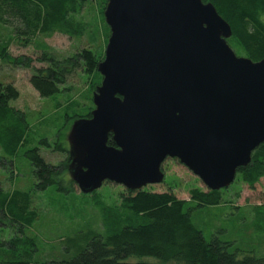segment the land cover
Listing matches in <instances>:
<instances>
[{
	"label": "water",
	"instance_id": "obj_1",
	"mask_svg": "<svg viewBox=\"0 0 264 264\" xmlns=\"http://www.w3.org/2000/svg\"><path fill=\"white\" fill-rule=\"evenodd\" d=\"M103 17L94 109L67 136L71 181L85 195L139 191L176 159L208 190L228 188L264 143V59L236 56L202 0H107Z\"/></svg>",
	"mask_w": 264,
	"mask_h": 264
},
{
	"label": "trees",
	"instance_id": "obj_2",
	"mask_svg": "<svg viewBox=\"0 0 264 264\" xmlns=\"http://www.w3.org/2000/svg\"><path fill=\"white\" fill-rule=\"evenodd\" d=\"M90 1L97 2L101 11L107 3V0H0V24L12 27L17 39L24 38V44L38 35L79 36L84 28L76 23L75 17ZM202 2L210 3L230 26L232 35L227 44L233 50L253 62L264 59V0ZM108 37L106 27L105 42ZM0 60L23 68H29L31 64L25 57L11 59L7 47L0 50ZM102 60L103 55L97 56L86 49L62 60L43 55L39 61L47 62V68L35 70L29 83L41 98H50L59 94V86L64 85L68 75L81 70L95 77L91 84L95 89L102 79L97 72V65ZM17 98L18 92L13 86L0 84V148L7 157H13L25 146L29 132L25 113L10 105ZM89 117L90 109L87 108L82 115L74 114L69 118L72 123ZM39 144L66 154L67 160L61 166H54L44 161L38 148L26 150L24 157L37 182L35 188L45 190L56 185L58 191L72 193L75 184L65 179L70 160L67 148L58 142L50 145L44 138ZM108 145H113L110 136ZM263 177L264 143L251 154L250 164L237 171L236 180L253 188ZM226 190L192 188L188 193L189 200L184 201L177 199L170 188L165 192L123 188L115 204H106L94 191L88 196L100 211V229L77 231L63 240L67 242L65 250L73 253L71 259L37 263L33 261L37 250L34 239L25 237L23 232L38 217L35 211H30L29 195L19 191L4 192L0 186V216L16 224L21 233L20 237L9 240L7 255L10 257L0 264H264V256L259 257L252 250H230L233 243L222 242L216 236L205 240L202 232L192 224L191 215L197 208L229 203L223 199ZM249 210L264 217V205L252 206Z\"/></svg>",
	"mask_w": 264,
	"mask_h": 264
},
{
	"label": "rangeland",
	"instance_id": "obj_3",
	"mask_svg": "<svg viewBox=\"0 0 264 264\" xmlns=\"http://www.w3.org/2000/svg\"><path fill=\"white\" fill-rule=\"evenodd\" d=\"M103 11L97 2L90 1L75 17L76 23L84 28L81 35H38L28 44H24V38L17 39L12 27L0 24V50L7 47V54L11 59L25 57L31 60L29 68L0 60V84L11 85L18 92V98L10 105L25 113L29 125L27 143L20 147L13 157L5 156L0 148V186L4 192L19 191L29 195L30 211H35L38 217L31 227L24 228L23 232L25 237L34 239L37 250L34 252L33 261L37 263L71 259L73 253L65 250L67 242L64 243L63 240L66 241L77 231L100 229V211L91 196L82 195L76 185H73V192L68 194L58 191L56 185L45 190L36 189L37 182L32 168L24 157L26 150L38 148L39 155L47 164L63 165L67 155L45 148L39 141L44 138L50 145L58 142L69 150L67 136L74 122L70 123L69 117L74 114L82 115L87 108L90 112L94 109L92 96L96 88L91 86L95 77L81 70L68 75L64 85L59 86V94L50 98H41L29 81L35 70L47 68V62L39 61L43 55L62 60L86 49L104 57L107 25ZM231 50L236 56L244 57L238 51L232 48ZM70 164L69 160V167ZM69 167L65 179L72 182ZM161 170L164 175L163 182L143 189L165 192L170 188L177 199L184 201L189 200L188 193L192 188L207 190L202 182L176 159H166ZM122 189L119 185L106 182L96 192L106 204H115L119 201ZM223 190H226L223 199L229 203L197 208L191 215L192 224L202 232L205 240L216 236L222 242H232L230 250H252L255 255L263 257L264 217L250 213L249 209L252 206L264 205V177L253 188L242 184L235 177L233 183ZM16 236H21L19 227L0 216V262L10 257L7 255L10 250L7 243Z\"/></svg>",
	"mask_w": 264,
	"mask_h": 264
}]
</instances>
